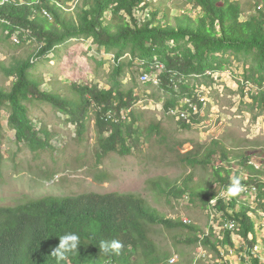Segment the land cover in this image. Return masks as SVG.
I'll return each instance as SVG.
<instances>
[{"label": "trees", "instance_id": "trees-1", "mask_svg": "<svg viewBox=\"0 0 264 264\" xmlns=\"http://www.w3.org/2000/svg\"><path fill=\"white\" fill-rule=\"evenodd\" d=\"M76 1L78 4L71 10L69 3ZM167 1L168 9L160 6L158 0H0V21L7 36L18 34L23 38L27 33L36 38L43 45L40 53L50 52L70 38L86 36L92 37L99 47L116 50L117 60L130 52L142 60L148 72L155 64L162 86L173 94L165 103L169 111L178 106L182 97L203 106L193 97L190 85L178 84L175 75L224 69L223 63L228 59L218 56L219 52L251 55L253 62L245 77L258 88L264 87V9L260 7L264 6V0H258L262 3L258 12L249 16L233 0ZM173 8L179 12L172 14ZM171 41L175 44L186 41L191 47L177 53ZM123 63L117 65L116 75L120 74ZM33 66L32 59L26 57L0 61V73L13 78L10 86L0 83V125L3 110H7L8 123L15 130L18 142L43 149L52 147L41 136H48L47 130L38 128L30 115L29 104L40 101L66 113L79 134L86 130L91 112L99 134V157L111 152L122 156L133 152L141 136L138 124L141 117L134 108L138 98L132 88H124L116 78L109 88L72 83L74 97H66L42 88L43 79L32 71ZM177 87L182 93L177 92ZM253 97L264 103V90ZM181 123L191 126L185 119ZM147 130L152 135L161 133L162 127L151 123ZM239 143L230 149L221 139H214L206 146L194 147L181 155L182 162L192 172L182 184L166 181L163 186L154 182L162 195L181 199L188 194L191 204L212 209L213 214L236 222L234 230L222 228L223 238L214 239L212 226L206 232L192 221L168 217L137 193L50 194L16 205H0V264H157L171 256L161 251L154 238L159 226L168 231L187 230L189 235L183 242L219 254L220 245L236 247V234L248 246L251 264H264L255 249V221L264 218L259 213L264 207V159L260 157L259 168L250 163L254 152L264 150L252 147L251 155L247 153L250 146ZM250 145L262 147L260 142ZM198 168L212 173L214 180L210 186L201 182L189 184ZM237 178L240 184L259 187L254 208L242 191L227 199L220 196ZM215 198H218L216 202ZM252 217L257 219L254 221ZM68 232L77 233L82 244L78 251L58 260L51 253L59 244V236ZM112 240L122 243L120 253H102L100 243ZM246 262L243 258L242 264Z\"/></svg>", "mask_w": 264, "mask_h": 264}, {"label": "rangeland", "instance_id": "rangeland-1", "mask_svg": "<svg viewBox=\"0 0 264 264\" xmlns=\"http://www.w3.org/2000/svg\"><path fill=\"white\" fill-rule=\"evenodd\" d=\"M158 1L160 6L169 8L167 0ZM233 1L238 2L248 16L256 14L262 4L258 0ZM77 4L78 1L69 3V7L73 10ZM260 7L264 9V6ZM178 12L174 8L171 10L172 14ZM22 37L18 34L7 36L0 21V61L15 57L32 59V71L43 79L42 88L72 98V83L98 84L109 88L115 78L120 80L123 87L132 88L138 98L134 108L141 117L138 123L141 125V136L131 154L122 156L111 152L101 158L98 156L99 134L91 112L86 130L79 134L78 127L68 120L66 113L50 103L36 101L29 104L30 115L38 128L47 130L48 136H41L47 138L52 147H32L18 142L15 130L8 123L9 112L3 110L0 125V205H16L50 194L133 192L168 217L191 220L206 232L212 226L214 239L223 238L222 228H227L225 223L228 220L221 214H213L212 209L204 210L191 204L188 194L181 199L162 195L154 182L163 186L166 181L182 184L192 172L182 162L181 155L194 147L206 146L214 139H221L230 149L236 142H240L241 146H250L245 149L251 155L252 147L264 150V103L253 97L264 87L258 88L245 77L253 62L252 56L234 51L219 52L218 56L228 59L223 63L226 66L224 69H211L205 74H176V82L189 84L193 97L203 106L182 97L178 106L169 111L165 103L173 94L162 86L155 64L148 72L141 64L142 60L130 52L117 60L116 50L99 47L92 37L70 38L47 53H40L43 45L36 38L27 33ZM171 43L177 53L191 47L186 41ZM120 62H124L122 70L116 75L115 69ZM145 74L153 76L152 80L145 79ZM12 80V77L6 78L0 73V83L10 86ZM176 90L182 93L180 87ZM182 119L191 126L185 127ZM151 123H159L162 132L149 135L147 129ZM252 142H260L262 147L250 145ZM253 155L254 161L250 160V163L261 167L260 157L264 159V151L254 152ZM212 180L214 176L211 172L198 168L193 171L189 184L201 182L210 186ZM213 186L218 187L216 184ZM242 192L246 193L249 202L258 200L257 191ZM220 196L229 198L228 191L222 190ZM255 206L253 203V208ZM259 213L263 218L264 207ZM252 219L255 221L257 218ZM255 225L256 250L264 261V218L256 220ZM160 227L154 238L162 252L173 256L169 260L175 262L173 264H242L243 258L247 259L246 264H251V257L246 251L248 246L236 234V247L220 245L219 254L197 244L183 242L189 235L187 230L168 231ZM201 252L207 255L201 256ZM165 261L163 264H166Z\"/></svg>", "mask_w": 264, "mask_h": 264}, {"label": "clouds", "instance_id": "clouds-1", "mask_svg": "<svg viewBox=\"0 0 264 264\" xmlns=\"http://www.w3.org/2000/svg\"><path fill=\"white\" fill-rule=\"evenodd\" d=\"M242 190L243 189L241 187L240 180L238 178L232 180L231 186H229L227 189L228 194L230 196H235ZM189 222H191V220ZM81 244L82 243L80 236L77 233L68 232L62 236H59V244L57 247L53 249L51 254L55 256L58 260H64L67 254L78 251L79 246ZM122 247H123L122 243L118 240L102 241L100 243V251L104 254H108L110 251L119 254ZM172 257H169L168 260ZM168 260L165 261L166 264H173V263H168ZM178 261H179V257H178ZM161 263L163 264L164 262H160L157 264H161Z\"/></svg>", "mask_w": 264, "mask_h": 264}, {"label": "bare ground", "instance_id": "bare-ground-1", "mask_svg": "<svg viewBox=\"0 0 264 264\" xmlns=\"http://www.w3.org/2000/svg\"><path fill=\"white\" fill-rule=\"evenodd\" d=\"M162 67H163V65H161ZM147 73V72H146ZM145 79H147V80H149V79H151L152 80V77L149 75V74H145ZM155 77H156V75H155ZM183 116H185V117H187L186 116V114L185 113H183ZM185 221L186 222H189L190 220H187V219H185ZM227 222V221H226ZM226 224V227L229 229V230H234L235 229V224H236V222L234 223L233 221H228L227 223H225ZM258 245V244H257ZM257 245H256V247H257ZM202 249V248H201ZM256 249V248H255ZM200 255L201 256H206L207 254H206V252L205 253H200ZM262 257V256H261ZM170 260V259H169ZM168 260V261H169ZM217 263V262H216Z\"/></svg>", "mask_w": 264, "mask_h": 264}, {"label": "built area", "instance_id": "built-area-1", "mask_svg": "<svg viewBox=\"0 0 264 264\" xmlns=\"http://www.w3.org/2000/svg\"><path fill=\"white\" fill-rule=\"evenodd\" d=\"M250 160L254 161L253 158H251ZM241 186H242V189L246 190L247 192L257 191V194L259 193V187L256 184H252V185L241 184Z\"/></svg>", "mask_w": 264, "mask_h": 264}]
</instances>
